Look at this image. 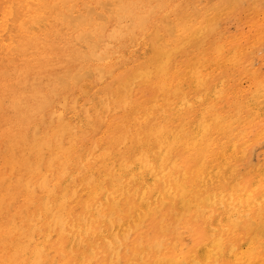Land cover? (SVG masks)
<instances>
[{
    "label": "bare ground",
    "instance_id": "6f19581e",
    "mask_svg": "<svg viewBox=\"0 0 264 264\" xmlns=\"http://www.w3.org/2000/svg\"><path fill=\"white\" fill-rule=\"evenodd\" d=\"M70 1L0 0V47L24 50L32 38L43 43L48 33H40L50 25L47 11L62 7V22L68 25L95 22L91 31L77 34L76 39L85 44L84 52L73 48L77 58L73 60L97 63L91 70L86 69L93 64L51 75L46 83L42 79L48 91L35 92L27 110L20 106L22 97L10 98L16 124L27 125L31 135L25 140L20 137L21 152L28 155L20 163V177L16 179L13 170L20 149L13 147L9 168L0 174V187L6 188L0 199V242L7 243L0 245V264H264V165L256 167L254 176L240 174L237 156L241 153L237 154L244 150L235 141L249 118L264 116L260 107L264 86L250 95H236L237 101L227 102V109L217 103L223 92L221 81L215 82L207 71L211 66L208 60L205 63L202 45L215 31L214 17L206 18L201 9L200 25H190V15L181 14V3L174 5L172 0H95L93 7L84 6L89 9L85 12L74 11ZM102 4L110 5L112 29L100 25L107 17L103 11L97 13ZM167 12L174 16L170 21H166L169 15L164 17ZM153 27L155 31L148 35ZM141 36L152 40L144 64L104 83L81 105L78 98L64 96L74 87L86 93L82 85L88 77L103 82L113 73L104 62L124 47L125 38H132L127 46ZM198 37L200 47L192 43ZM221 42L209 46L214 57L226 43ZM188 46L200 48V57L176 63L171 72L175 55L187 54ZM218 60L213 64L217 66ZM185 82L189 90L180 84ZM134 90L139 91V99L147 98L130 100ZM197 94L200 115L189 118L186 114L192 113ZM54 102L58 107L45 116ZM131 106L135 109L127 111ZM117 108L127 111L122 120L112 119ZM134 114L140 117L130 119ZM12 127H7L8 134ZM184 233L189 246L182 242Z\"/></svg>",
    "mask_w": 264,
    "mask_h": 264
},
{
    "label": "rangeland",
    "instance_id": "374dc122",
    "mask_svg": "<svg viewBox=\"0 0 264 264\" xmlns=\"http://www.w3.org/2000/svg\"><path fill=\"white\" fill-rule=\"evenodd\" d=\"M102 1H104V3H105L106 0H102ZM107 1L108 2H106V3H110V2H113L114 0H107ZM172 1H173L174 5H177V3H181V4H178V8H180L179 11L181 12V14L190 15V17L188 18L190 25L192 23L193 26L194 25L199 26L200 25V13H203L205 11H206V13L204 15H206L205 16L206 18L214 17V20H215L214 21L215 22L214 23V27H215L214 30L215 31H214L213 35L210 36V38H204V41H202V45H203V49L206 53L205 63H207V60H208L209 61L208 66H211L209 68V70H207V71H210L213 75L212 77L216 78L215 82H218V83L220 81L222 82V83L220 82L219 85H221L220 87L222 88L223 92L217 98L218 100L216 99L217 103H219L225 109L226 107L229 106L227 102L235 103L236 95H240V94L241 95L242 94L243 95H250V94L254 93L257 89L264 86V38H263L264 37V0H261V1H259V0H219V1L218 0H214V1L213 0H210V1L206 0L207 3L205 2V0H188V2H187V0H177V1L172 0ZM178 1H181V2H178ZM192 1H193V3H192ZM225 1H226V3H225ZM238 1L239 2L241 1V2L239 3ZM182 3H183V5H182ZM190 3H191V6H190ZM201 3H203V4H201ZM204 3H206V4H204ZM94 4H95V0H71L69 2L68 6H73L74 11L78 10L80 12H85L89 9H86L84 6H88V8H90ZM213 4H216V5H213ZM188 5H189V7H188ZM238 5H240V6H238ZM102 6H103L102 10L101 9L97 10L98 11L97 13H99L100 11L101 12L103 11L106 13L107 17L104 16V18H106V19L103 18L100 21V25L102 24L101 26L107 30L112 29L111 26L113 25V21H112L113 19L111 18L110 13H109L110 5H107L109 8L107 6H106L107 7L106 8L103 4H102ZM256 7H258V9ZM230 9H232V10H230ZM255 9L258 10L259 13ZM60 10H62V7L61 8L58 7L57 10L53 9L50 12L47 11V16H48L50 25L48 26L47 30L40 33L42 35L48 33V36L45 38L46 40H44V41L42 40L43 43H35L33 38H32V40L30 39L28 41V38H27L26 39V41H28V45H27L28 48L27 49L24 48V50L23 49L14 50L12 47H7V48H6V46L0 47V58H1L0 59V101L2 98H4V99H2L3 105L0 109V142H1V145H0V149H1V151H0V155H1L0 156V174L2 172H4L6 170V168H9L8 162H10V160H11L10 159V153H9L10 148L11 147L18 148V149H20V153H18L16 159L13 160L14 163H16L15 168L13 169V170H15L16 175H17L16 179L19 178L20 175L22 174V169H21L22 164H20V163L26 162V158L28 156V155L27 156L25 155V151H23V154L25 156L21 152L20 147L22 145V142L20 140V137H23V139L25 140L28 136L31 135V131L29 130V127L27 125H24L21 128V126L16 124L15 117H17V114H15L13 110H11L8 103L10 101H12L11 99H14V98L20 99L22 97L21 99H22V101L24 99V101H23V103H21L22 105H20V106H22V107L27 106L26 108H23L24 110L25 109L27 110L28 106L31 105L30 108L32 107L35 92H37L39 94L40 93L43 94V93H46V91H48L46 88H44L43 82L46 83L49 80V78L51 77V75L53 77L55 75H58L59 73L64 72L65 70H67L69 68L74 69L75 67H79V66H83L84 68H87L93 64L92 65L93 67L91 66V67H89L90 69H88V68L86 69V70H91V69H94L95 68L94 65L96 66V64H97V63H95L96 61L93 59H84L82 62L73 60V59H77L76 54H74V49H76V50L80 49L84 52V50L82 49L84 47L82 45H85V44L76 39L77 34L80 33L79 31H85V30L91 31L94 27L95 22L94 21L90 22L89 25H88V22L83 23V26H81V27H77L75 25H72V26L68 25L67 22H62V18H61L62 16L60 15V12H61ZM200 10H201V12H200ZM57 11H58V15L56 14ZM195 12H196V16H195ZM198 12H200V13H198ZM78 13L79 12H75V14H78ZM161 15H163V14L158 15L157 18H159ZM166 15H169V17H170V19L168 18V19H166V21H168V20L170 21L171 19L174 18V16L169 14V12H167L164 15V17ZM223 15H225V16H223ZM221 16H222V19H221ZM108 17H110V18H108ZM219 19H220V21H217ZM96 22L99 23V21H97V18H96ZM71 27H73L74 29ZM80 28H81V30H80ZM74 30H75V32H74ZM152 31L153 32L155 31V27H153L149 30L148 35ZM72 32H74V33H72ZM259 33L260 34L263 33V35H262L263 37L260 36ZM158 34L161 35L162 31L159 32ZM236 34H237V36H236ZM30 35H32V34L30 33ZM30 35H29V37H30ZM229 35L231 37H228ZM141 37H138V39L134 43H129V45H127L128 47L126 46V44L128 42L132 41V38H130V37L125 38V40H124L125 42H122V44H124V47L117 49L116 54L113 56L115 58V60L113 58V59L106 60L104 62L108 66L107 69H109L110 67L113 68V73L110 76H106V78H104L103 82H99L97 84L96 82L93 81L92 78L90 79V77H88L87 80L83 81V85H82L83 87H85L84 91H87L86 93H82L79 89H76L74 87L72 89H69L70 92H69V90L66 91L64 93L66 95H64V96L68 95L69 97L73 96V97L78 98L77 99L78 105H81L83 102H85L86 99L93 98V96H95L97 94V92L101 89V86L104 83L111 82V80L113 78H116L117 76L121 75L122 73L129 71V70H132V69H135L137 67H140L141 64H144L146 62V59L150 58L152 40H150V38L148 40V37H144V36H141ZM150 37H152V35H150ZM257 37H259L261 39V41H259L260 39H258ZM154 39H157V38H154ZM215 40H216V43L223 41L221 43H218L219 45H221V44L223 45L226 42L224 44V46H222L223 48L220 50V54L217 57H214V53H213L212 49L209 48V46ZM76 41L78 43H80L81 45L78 46V43L75 44ZM160 42L161 41H158L159 44H160ZM256 42H257V44H256ZM258 42H259V44H258ZM192 43L199 45L200 44V37L193 39ZM229 43H230V45H229ZM239 45H241L242 47ZM75 46H77V48ZM53 47H54V49H53ZM79 47H81V48H79ZM199 47H200V45H199ZM9 48H11V49H9ZM231 49H232V52H230ZM261 49H262V51H261ZM185 50H187V54H185V53L183 54L181 52V53H177L175 55L176 58L174 59V61H172L173 67L171 69V72H173L175 70L174 68H175L176 63H179L181 61L183 62L184 60L187 61V60L194 58V57H200V48H197L196 46H193V47L188 46ZM134 51H135V53H134ZM146 52H148V53H146ZM228 53H230V54H228ZM66 54L69 56H67ZM232 55H235V56H232ZM242 55H243V57H242ZM252 56L254 59L252 58ZM8 57L10 59H12L11 60L12 62L10 61V59ZM231 57H232V59H231ZM5 58H7V59H5ZM216 58L219 59L217 62V66L213 64ZM249 58H252V59L249 60ZM235 59H237V60H235ZM88 60H90L91 62ZM247 60H248L249 64L246 63ZM233 61H235V63H233ZM218 63H219V65H218ZM231 63H233V64H231ZM234 64H235L234 67H236V68L233 67ZM243 64H245V65H243ZM253 64H255V66H253ZM251 66H252V69H251ZM114 67H115V69H114ZM253 67H255V68H253ZM189 68L190 67L186 68L187 71L190 70ZM246 68H247V70H246ZM6 69H7V72L5 73L4 70L6 71ZM9 69L10 70L12 69V71L14 69V71L12 72ZM37 69H40V70H37ZM253 70L256 71L254 73V74H256V76H254L253 74L251 76V73L254 72ZM225 71H227V72H225ZM18 72H20V73L18 74ZM257 72H258V74H257ZM8 73H9V75H8ZM25 73L27 74L26 76H24ZM235 73H237V75ZM244 73H246V74H244ZM15 75H16V77H15ZM19 75H20V77H19ZM183 75H184V73H183ZM21 76H22V78H21ZM247 76H248V78H247ZM23 77H24V79H23ZM42 79H43V82H42ZM224 79H225V81H222ZM30 82H32V83H30ZM37 82H39V84ZM258 82L260 84H258ZM91 84H92V86H91ZM180 84L184 85L185 90H189L190 84L188 82L180 83ZM223 84H225V85H223ZM234 84H236V85H234ZM247 84H250V85H247ZM32 85L33 86L37 85V86L33 87ZM229 86H231V87L228 88ZM119 87L122 88V85H120ZM239 88H242V91H240L241 89H239ZM244 89H246L247 91ZM73 90H74V92H73ZM228 90L230 93H232L231 95L229 92H227ZM71 91L73 93H71ZM236 91H238V92H236ZM189 92L192 93V90L190 89ZM224 92H227V93H224ZM133 94H134V96L130 100L135 101V102L137 99L139 101H141V100H145V98H147V97H142V99H139L140 94H139V91H137V90H134ZM199 94H197L192 99V102H193L192 113L190 112L189 113L190 115L186 114L189 116V118H193L194 116L198 117L200 115V99L197 98L199 96ZM228 94H229V96H228ZM77 95H79V96L77 97ZM60 96H62V95H60ZM225 96L227 99L224 98ZM220 97H222V98H220ZM233 98H234V100L232 101ZM262 98L264 99V95H262L260 97V99H261L260 101L262 102V103L260 102V107L262 106L261 108H262V110H264V100ZM194 102H195V104H194ZM222 103H224L225 105ZM56 104H57L56 102H54L53 104L51 103V106L53 108H51V106H50V108L48 109V111H46L44 113V115L47 114L45 116H48V113L50 112V110L51 111L55 110L58 107V105H56ZM133 108L135 109V107H133ZM133 108L131 106L130 109L127 111H130ZM117 109H118L117 112L114 113V115H113V116H115V118H112V119L122 120L121 117H124V115H126L127 111L124 112L123 110H121V108H117ZM69 112H70L69 110H65L64 113L67 114L66 116H71V114H68ZM129 117H130V119L133 120V119L139 118L140 115L134 114V115H129ZM35 118L36 117H31L30 119L35 120ZM249 120L250 121L248 122V124L244 125V127H243L244 131H242V132H244V133L241 132L239 137L236 138L235 141H237V139H238V143L241 145V148L244 150L242 152L245 155L243 158V156H241L243 154L240 151L237 154V155H239L241 153L239 156H237V158L238 157L240 158L238 160V164H239L238 170H240V174H244L246 172V173L251 174L249 176H254L257 168L264 165V160H263V158H264V133H263L264 132L263 131L264 130V116L259 117V118H249ZM35 122L37 123V121H35ZM239 125L242 126L243 123H241ZM11 126H13L12 131L10 134H8L7 131L9 129V127H11ZM7 127H8V129H7ZM29 131H30V133H29ZM241 134H243V137H241L242 136ZM101 135H102V133H99L96 137H100ZM255 138H256V141L254 140ZM257 138H259V139H257ZM247 139H248V142H247ZM251 139H252V141H251ZM247 144H249V145L247 146ZM6 145H8V146H6ZM243 145H245V147H242ZM4 147H5V150H4ZM245 149H246V151H245ZM252 152H253V154H252ZM5 153H7V154H5ZM21 154H22V156H21ZM253 156H254V158H253ZM246 161H247V163H249V167H247L248 166L247 163L246 164L244 163ZM252 161H254V162H252ZM259 165H261V166H259ZM240 168H242V170ZM2 169L4 171H2ZM14 183L15 182H12L11 184L13 185ZM0 190H1L0 191V199H1V197L4 194H6V188L0 187ZM7 202H10V199H8ZM185 235H186V237H184ZM16 238H17V233H16ZM183 238H185V240L182 241L184 244H186L188 246L191 245V241L187 238V233L183 234ZM4 242L1 241L0 245H4L5 244ZM163 243H165V242H163ZM5 245H7V243Z\"/></svg>",
    "mask_w": 264,
    "mask_h": 264
}]
</instances>
